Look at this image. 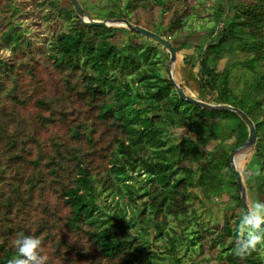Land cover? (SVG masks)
I'll return each mask as SVG.
<instances>
[{"label": "trees", "instance_id": "1", "mask_svg": "<svg viewBox=\"0 0 264 264\" xmlns=\"http://www.w3.org/2000/svg\"><path fill=\"white\" fill-rule=\"evenodd\" d=\"M66 1L62 6V0H0V264L18 255L15 240L20 234L39 238L41 255L42 246L52 244L58 259L46 258V264H159L154 259L164 253L175 256L178 247V231L165 230L166 217L184 218L191 196L200 192L202 202H209L222 192L243 211L230 155L247 138V127L232 111L180 99L168 75L159 74L157 64L163 59L158 49L166 50L163 45L124 25H86ZM80 3L92 19L124 18L136 25L133 10L158 5L169 13L167 22L151 29L140 26L168 41L179 36L189 16L195 15L200 24L209 18L211 24L204 26L198 43L183 42L175 50L193 46L199 58L194 78L210 102L232 104L253 121L257 141L252 162L244 160L242 171L245 178L248 166L255 181L251 188L258 187L264 195V0H108L100 4L110 5L104 12H91V5ZM235 51L243 52L244 60L230 61L218 71V62ZM46 61L74 95L71 110L60 95L32 98L28 93L24 80L36 82L38 68ZM236 64L252 72L240 95L229 88L230 68ZM162 90L171 102L155 99ZM228 96L249 104L247 110L225 101ZM180 100L192 108L181 110ZM31 101L37 107L32 113ZM69 111H78L82 119L65 130L56 126L49 148H44L38 132L66 120ZM231 115L238 120L237 139L224 154L213 156L205 149L216 140L213 127L217 119ZM180 130L188 133L172 135L182 134ZM234 132L224 133L229 137ZM107 137L108 142L101 143ZM30 141L38 146L34 156L29 154ZM95 156L109 164L97 163ZM184 161L189 164L182 165ZM110 190L123 200L120 204L113 199V209L105 212ZM194 214L192 209L190 223H197ZM226 214L221 229L206 225L203 234L196 231V240L208 243L209 238V244L219 248L218 261L210 264H264L256 250L264 241L250 253L236 255L242 218L232 217V224ZM153 223L161 232L155 226L150 239ZM186 229L191 230L188 224ZM68 232L75 241L66 238ZM259 234L264 237V225ZM81 239L85 245L79 244Z\"/></svg>", "mask_w": 264, "mask_h": 264}, {"label": "rangeland", "instance_id": "2", "mask_svg": "<svg viewBox=\"0 0 264 264\" xmlns=\"http://www.w3.org/2000/svg\"><path fill=\"white\" fill-rule=\"evenodd\" d=\"M79 1L82 2L84 6H87L88 4L91 5L93 8V9H89L91 12H95L97 10L100 12H104L106 10H109L110 8V5L107 7H103L100 5V4L107 2L108 0H79ZM188 1H190L193 4L200 2V0H188ZM66 2H67L66 0H62V6H65ZM218 4H219V7H221L220 1L218 2ZM168 14L169 13H162L158 5L153 6L151 10L138 7L137 9L133 10V12H131V15H132L131 19H134L138 23L137 25H143L151 29L154 27V24L157 25L159 22L162 24H165L167 22ZM202 21L203 23L200 24L197 21V17L195 15L189 16L188 18L185 19L183 30L179 34V36L171 40L177 41L178 44L183 43V42H187L190 45L198 43V41H200L201 38L204 36V32H205L204 26L207 24H211V21L206 16L202 18ZM117 39L118 41L120 40V38H117ZM140 39H141L140 37L137 38V40H140ZM190 45L188 47L181 48V51L179 53L177 52L178 58L176 57V61L171 67L174 73V79L176 80V82H178L182 86V88L187 94H190V95L192 94L195 97H198L200 99H203V96L206 99L208 98L211 99L210 97L204 94L199 83L194 78L195 77L194 74L197 75V72L199 69V58L196 52L192 53L193 46H190ZM165 51L166 50L161 49V48L158 49V52L160 53L159 57L163 59L157 64L159 74L162 77H165L168 74L167 63H168L169 57H167V53ZM245 56L246 55L243 52L235 51L233 55L225 56L224 58H222L218 62L216 69L218 71L223 70L224 67H227L229 65L230 61L232 62L241 61V60H244ZM185 71L188 74V76H192V78L190 77V78L185 79L186 75L185 76L183 75ZM251 73H252L251 71L243 68L240 64L231 66L230 74H229V88L234 93L240 95L241 91L244 88L245 82H249ZM37 77H38V80L36 82H31L28 78L24 80L25 87L28 93H32L34 95L32 98H35V96H45L49 98H52V97L55 98L60 95L62 97V100L64 101V106L68 108V110L72 109V105L69 104V100L71 98H74V95H71L68 92V90L64 87L63 83L61 82V78L59 74L56 71H54V67L51 63H49L48 61L44 62V64L40 68H38ZM155 99L156 100L164 99L169 102L172 101L171 96L166 94L164 90H162L160 94H157L155 96ZM212 100L215 101V98L212 97ZM224 100L230 103H234V104L236 103L237 105H239L245 110H247V105H249L243 102H237L231 96H228ZM181 101L182 100H180L181 110L186 107L192 108L191 104H188V103L186 104L187 101L186 102H181ZM77 103L79 104L80 101H78ZM35 108L37 107H35L33 104V101H31L28 106L29 112L32 113ZM40 110L44 111L45 114H48L49 112L44 107H40ZM217 110L218 112H227L226 110H223V109H217ZM82 116L83 115L79 114L78 111H73V112L69 111V114L66 120L56 122L55 124H53V126L50 125L49 128L42 130L41 132H38V136H39L38 139L42 142V144L44 145V148H49V143L47 141L51 135V132L56 131V126L58 127V129L60 128L61 130H65L69 125L72 124V122L81 120ZM217 120H218V123H216V126L213 127L214 131L212 132V134L216 136V140L213 139L209 141L208 145L205 146V149L209 151L212 150L214 152L213 156H216V157L224 154L225 151H228L229 148H231V146L234 145L237 139L236 134L238 132L237 127H236V125L238 124V120L232 117V115L225 116V118H220ZM178 129L179 127L175 128L174 130H178ZM180 131L182 132V134H180V132H172V135L173 136L175 135L176 137H181V135H186L188 133L187 130H180ZM224 132H228L229 134H231V132H234L235 134L230 135L228 137L226 133ZM98 134L99 132H95L94 136L97 137ZM150 136L152 137L154 136V134L151 133ZM109 139L110 137H107L106 139H103L101 143H103L104 140H105V143H107ZM218 142L221 144L222 147H220ZM28 144L30 146L29 154L34 156L37 153L38 146L34 141H30ZM246 154H247L246 158L248 162L250 161L252 162V158H251L252 153L250 152ZM246 154L242 152L239 155V157L243 158L244 155ZM95 161H97V163H103L107 165L109 164L107 160L102 161V159L99 156H95ZM236 162L238 163L237 159H236ZM181 164L188 165L189 163L184 161ZM237 168L241 173L242 169L244 168V164L240 166L239 164H237ZM255 170L257 173V168ZM263 173H264V169H263ZM241 175H242L243 184L247 188V191L249 192V197L248 199H246V202L248 203L250 209L254 202H264V195L261 193L260 189L256 186H254V188H251V186L254 184L255 181L252 178V182H251L252 176L250 173V169H248V166L246 169V177L244 178L243 171ZM118 183L121 184V181ZM225 185L227 184H224L223 186L225 187ZM225 188L228 189L229 191L231 190V188L229 189V187L227 186ZM106 196H107L106 203L104 204V206L106 205L105 212H110L107 209L109 210L113 209L114 207V205L112 206L113 199L117 200L115 202L119 201L120 204H122L123 199L119 198V196L113 193V191L111 190L107 191ZM227 197L228 195L223 194L221 192V193L211 196V201L202 202V200L204 199L201 193L198 192L195 194V196H191L190 198L186 200L188 203H190V206L184 218L182 217V215L176 218L167 216L166 217L167 226L165 227V230L169 231V228L173 227L174 229L178 231L177 243H176L178 247H176V255L171 256L169 254L164 253L162 254V257L156 258L154 260L158 262L159 264H210V263H214L215 261H218L216 259V253H218L219 251L218 246L214 243L209 244L210 243L209 238L207 239L208 243L204 241V238L202 240H196L195 235H196V231L198 234H203V227H205L206 225L210 228H214V230L221 229L219 227L222 225L226 213H227L226 215L231 216V217H228V219L230 223L232 224L236 218L238 217L242 218L240 216L243 215V211L240 208V206H235L234 201H232L231 199H227ZM110 200H111V203H110ZM192 209H194V212H195L194 215L198 217L196 218L197 223H190L192 221V218H189L190 217L189 214ZM128 213L130 212L128 211ZM126 217L128 219L131 218V214H128ZM232 217L234 218V220H230ZM187 224L189 225L191 230H187V229L183 230L184 226ZM152 225H153V229L150 228V233H151L150 239H153L155 237V234H154L155 226L158 227V233L161 232V228L157 223H153ZM135 226L138 227L139 223L137 222ZM233 228H235L234 225H233ZM131 231L132 232L135 231L134 227L131 229ZM169 232L172 234L171 231ZM204 234H208V231H204ZM66 238L69 241H75L74 237L71 235L70 232L66 234ZM76 240H79V239L77 238ZM194 240H196L197 242L192 243ZM201 242H203V244H202V247L200 248ZM75 243H79V242H75ZM155 243L162 245L160 242H155ZM79 244L85 245L86 241L83 240ZM212 245H214L215 248ZM41 250H42L43 257L52 258L54 261L58 259L52 252V244L50 242H47L44 246H42ZM256 250L262 256V260L264 261V242ZM68 253L72 254L73 251H69ZM173 257H175L176 259L174 260Z\"/></svg>", "mask_w": 264, "mask_h": 264}, {"label": "water", "instance_id": "3", "mask_svg": "<svg viewBox=\"0 0 264 264\" xmlns=\"http://www.w3.org/2000/svg\"><path fill=\"white\" fill-rule=\"evenodd\" d=\"M70 3L73 5L75 14L83 21L84 24L86 25H97V26H108V25H124L128 28H130L131 30L138 32L141 35L147 36L155 41H157L158 43H160L161 45H163L165 47V49L168 51L169 53V58H168V79L170 81V83L172 84V86L174 87L177 95L179 96V98L190 102L192 104L198 105L200 107L203 108H209V109H223V110H229L234 112L235 114H237L245 123L246 127H247V138L245 139V141L238 146L230 155V163H231V168L235 173V180L237 182V185L239 187V191H240V195H241V201H242V208L244 211V214H246L249 211V208L247 206L246 203V197H245V187L243 185L242 182V177L240 174V171L238 170V168L236 167L235 164V159H234V155L237 152H243L244 154L249 153L250 151H252L255 147L256 141H257V134H256V129H255V125L253 123V121L250 119V117L246 114L245 111H243L242 109L232 105V104H227V103H212L210 101L207 100H203L200 99L198 97H195L194 95H190L187 94L184 89L182 88V86L176 82V80L174 79V73L172 70V65L175 63L176 61V42L171 40L168 41L167 39L163 38L162 36H160L159 34L153 32L152 30H149L145 27H142L140 25H136L124 18H109V19H102V20H95L92 19L87 13L86 11L83 9L81 3L79 0H69ZM264 224H262L263 226Z\"/></svg>", "mask_w": 264, "mask_h": 264}, {"label": "clouds", "instance_id": "4", "mask_svg": "<svg viewBox=\"0 0 264 264\" xmlns=\"http://www.w3.org/2000/svg\"><path fill=\"white\" fill-rule=\"evenodd\" d=\"M245 197L247 199L246 187ZM247 206L249 211L246 214H244L243 211L240 222L241 238L236 241L235 246V253L238 256L250 253L255 250L257 244L264 241V237L259 234L261 226L264 224V202H254L251 209L248 203ZM15 246L18 255L9 259L7 264H46V258L43 257L39 251L41 247V241L39 238L31 235L20 234L15 240Z\"/></svg>", "mask_w": 264, "mask_h": 264}, {"label": "flooded vegetation", "instance_id": "5", "mask_svg": "<svg viewBox=\"0 0 264 264\" xmlns=\"http://www.w3.org/2000/svg\"><path fill=\"white\" fill-rule=\"evenodd\" d=\"M174 41V40H173ZM177 44H176V47L178 46V42L177 41H175ZM180 45V44H179ZM181 51V49L179 50V51H176V55H177V52L179 53ZM169 57V56H168ZM177 58H178V56H177ZM184 70V69H183ZM183 75L185 76V79H187V78H192V76H188V74L186 73V71L183 73ZM240 146V145H239ZM220 147H222V146H220ZM238 147V146H237ZM250 152H252V151H250ZM249 152V153H250ZM241 154V152L239 151V152H237L235 155H234V159H237L238 160V163L237 164H239V166L240 165H242V164H244V168H245V163H243V162H241V161H244L245 159H247L246 157H247V154L246 155H244V157L243 158H240L239 157V155ZM230 166H231V163H230Z\"/></svg>", "mask_w": 264, "mask_h": 264}, {"label": "crops", "instance_id": "6", "mask_svg": "<svg viewBox=\"0 0 264 264\" xmlns=\"http://www.w3.org/2000/svg\"><path fill=\"white\" fill-rule=\"evenodd\" d=\"M204 99H205V100H207V101H211V99H209V98H208V99H206V98H204V96H203V100H204Z\"/></svg>", "mask_w": 264, "mask_h": 264}, {"label": "bare ground", "instance_id": "7", "mask_svg": "<svg viewBox=\"0 0 264 264\" xmlns=\"http://www.w3.org/2000/svg\"><path fill=\"white\" fill-rule=\"evenodd\" d=\"M234 162H235V164H236V159H235V161H234Z\"/></svg>", "mask_w": 264, "mask_h": 264}]
</instances>
